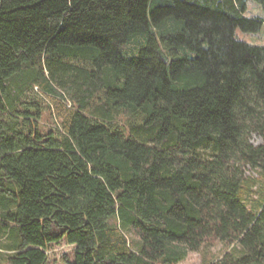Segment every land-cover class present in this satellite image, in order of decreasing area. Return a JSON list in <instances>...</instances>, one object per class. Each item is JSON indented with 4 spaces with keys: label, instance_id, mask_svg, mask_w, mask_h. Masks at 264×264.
Instances as JSON below:
<instances>
[{
    "label": "trees",
    "instance_id": "trees-1",
    "mask_svg": "<svg viewBox=\"0 0 264 264\" xmlns=\"http://www.w3.org/2000/svg\"><path fill=\"white\" fill-rule=\"evenodd\" d=\"M249 1L0 0V264H264Z\"/></svg>",
    "mask_w": 264,
    "mask_h": 264
},
{
    "label": "rangeland",
    "instance_id": "rangeland-1",
    "mask_svg": "<svg viewBox=\"0 0 264 264\" xmlns=\"http://www.w3.org/2000/svg\"><path fill=\"white\" fill-rule=\"evenodd\" d=\"M246 11H247V15L257 14L259 16H264V10H263L262 5L255 0H250L248 2V10ZM236 33H237L236 36H238L239 38L243 40L257 43V44H264V25L261 31L256 32V33L246 32V31L243 32L241 28H237ZM45 101H46L45 103L49 104L47 100ZM68 102L69 101L67 100V104ZM45 111L46 113L42 115L43 118L41 120V124L43 127H47V128L51 127L53 129V127L57 125L56 120L53 116L54 114L52 115V118H50L48 111L47 110ZM252 142L255 144H260L262 141H261L260 136L255 134L252 137ZM131 237L138 238L136 235H132ZM212 244L213 245H211L210 248L208 249V253L203 252V251H190L187 254V256H185L186 258L178 264H204L203 260L205 259L206 256L209 257L208 255L210 254L218 255L222 252V250L225 249V246L222 243L216 242ZM72 248H73L72 245L69 246V244H67L66 242H61L58 245L54 244L52 248L46 250L49 255L47 264H64V262H62V258L64 255L70 253L72 251L71 250Z\"/></svg>",
    "mask_w": 264,
    "mask_h": 264
},
{
    "label": "built area",
    "instance_id": "built-area-1",
    "mask_svg": "<svg viewBox=\"0 0 264 264\" xmlns=\"http://www.w3.org/2000/svg\"><path fill=\"white\" fill-rule=\"evenodd\" d=\"M69 104V103H68ZM69 105H71V104H69Z\"/></svg>",
    "mask_w": 264,
    "mask_h": 264
}]
</instances>
